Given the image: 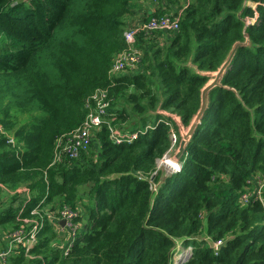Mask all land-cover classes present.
<instances>
[{
  "label": "trees",
  "instance_id": "16d2710c",
  "mask_svg": "<svg viewBox=\"0 0 264 264\" xmlns=\"http://www.w3.org/2000/svg\"><path fill=\"white\" fill-rule=\"evenodd\" d=\"M136 1L0 0V233L40 224L8 264H264V194L242 201L264 179V0H157L151 16L178 17V30L138 33L139 64L110 76ZM244 34L250 46L209 93L179 170L154 175L179 140L159 110L188 126L207 81L198 72ZM90 114L100 123L74 139ZM122 126L136 139L114 143ZM63 209L78 225L66 254ZM182 243L192 247L178 262Z\"/></svg>",
  "mask_w": 264,
  "mask_h": 264
},
{
  "label": "built area",
  "instance_id": "2783aa9c",
  "mask_svg": "<svg viewBox=\"0 0 264 264\" xmlns=\"http://www.w3.org/2000/svg\"><path fill=\"white\" fill-rule=\"evenodd\" d=\"M157 3V0H152ZM178 17H168L164 16L161 18H151L149 21L144 22L136 27L128 28L124 34V40L126 43V49L119 53L118 56L113 60L111 69H110V76H117L124 72H130L131 70H134L137 65L139 64L140 56L138 49L135 47V36L138 33H144L146 35L152 34L154 32H163V33H176L178 30ZM105 100V94L103 92H98L92 97V101L95 103L97 110L96 112L99 114H103V112L107 111V104L104 101ZM100 123V119L98 115L90 114L87 117V120L84 124V129L82 132V136L79 138L84 140V137L88 134L91 127H95ZM112 130V129H111ZM110 130V131H111ZM79 132V133H80ZM78 134V133H77ZM75 134V136L77 135ZM127 134V133H126ZM136 132L131 133L128 137H124L123 135L114 131H111V138L116 144H120L123 142L130 143L133 140L136 139L137 136H135ZM172 142H176V136L174 134L171 135ZM10 143H12V139L9 140ZM77 144V142H76ZM67 154L70 155V157H75V151H67ZM260 182V178L258 179ZM259 187V186H258ZM257 191V189H256ZM253 193V197L256 196V193ZM250 197V195H243L242 201L247 202L249 199L253 198ZM256 198V197H255ZM1 212V207H0ZM38 212H34L36 214ZM55 214H53L54 217ZM51 216V215H50ZM56 216V215H55ZM73 214L69 212L68 210H62L59 213V221H64V225H61L62 228L68 231L69 233V242L66 246V249L64 250L65 254L68 253L69 249L72 246V242L74 240V237L76 235L78 225L71 223V219L73 218ZM59 222V225H60ZM40 228V224L33 223L30 225V227H24L20 228L17 231L9 232L6 234L0 233V264H8L11 257L15 256L18 252V249H24V252L27 253L33 245L36 243V234L38 233ZM221 243H216L215 247L220 245ZM181 257L180 259H182Z\"/></svg>",
  "mask_w": 264,
  "mask_h": 264
},
{
  "label": "water",
  "instance_id": "95a60500",
  "mask_svg": "<svg viewBox=\"0 0 264 264\" xmlns=\"http://www.w3.org/2000/svg\"><path fill=\"white\" fill-rule=\"evenodd\" d=\"M245 26L249 24L248 20H243ZM245 37L244 42H236L234 43L232 49L230 50L229 54L226 56L225 60L221 63V65L212 72H198L202 76L207 78V81L203 85V87L200 90V96H199V108L192 118V120L189 122L188 126H183L180 118L176 115H171L170 113L167 112H158L159 114L164 115L167 118H170L178 128V133H179V140H178V145H177V150L176 153L172 159V161H177L182 154L184 153L185 147L190 141L192 135L194 134L197 126L200 124V121L207 109L208 106V96L209 93L214 90L217 87H221V80L229 68V65L231 63V60L234 57V54L236 50L240 47L244 46H250V41L247 39V35H243ZM60 225H64V221L60 222ZM229 241V239L225 240L223 243L218 245L216 248L220 249L222 246L226 245V243ZM179 262V261H178Z\"/></svg>",
  "mask_w": 264,
  "mask_h": 264
},
{
  "label": "rangeland",
  "instance_id": "374dc122",
  "mask_svg": "<svg viewBox=\"0 0 264 264\" xmlns=\"http://www.w3.org/2000/svg\"><path fill=\"white\" fill-rule=\"evenodd\" d=\"M185 1H187V0H183V2H185ZM160 112H167V113H170V112H168V111H163V110H159V113ZM171 115H176V114H173V113H170ZM136 116H138V115H136ZM164 116V115H163ZM165 117V116H164ZM126 126V125H125ZM125 126H122L121 128H119L118 129V131H121V132H123L125 135H123L124 137L126 136V137H128L130 134L129 133H127L126 134V127ZM125 127V128H124ZM129 128V127H128ZM127 128V129H128ZM129 130V129H128ZM125 131V132H124ZM135 136H138V133H136V134H134ZM172 135V134H171ZM82 136V132H80V133H78L76 136L74 135L73 136V138L74 139H79L80 137ZM110 137H111V133H110ZM81 140V142H85V139L84 140H82V139H80ZM173 140H172V138H171V144L172 145H175V143L174 142H172ZM114 142V141H113ZM127 143V142H126ZM82 144V143H81ZM178 145V144H177ZM177 145H175V147H173L172 148V151L167 155V156H164L163 158H161V159H159V160H157V162H156V171H155V173H154V175L156 174V173H160V174H162V176L163 177H168L169 175H171V174H173L174 173V171H175V169H173V165L175 164V163H177V161H172V159H173V157H174V155H175V153H176V150H177ZM179 163V162H178ZM172 164V165H171ZM257 176V175H256ZM255 176V177H256ZM259 178H261L260 177V175H259ZM152 187H153V189L155 188V186L154 185H152ZM18 189H21V187L19 188L18 187ZM15 191H13V192H11L10 191V193L11 194H13ZM6 193V192H5ZM256 193H258V194H256V199H259L260 201H263V194H264V179L262 178V180H261V184H260V186L257 188V191H256ZM248 195H250V197H253V193H249ZM5 198V197H4ZM3 198V195H1L0 196V201H6L5 199ZM54 214L56 215L57 214V209H55L54 210ZM60 222V221H59ZM65 224V223H64ZM57 238V240L59 241V243L61 244V245H64V247L66 248V246H67V244H68V242H69V239L70 238H67V241H66V237L64 238V237H56ZM54 240H56V239H54ZM180 248L179 249H177V252H179V254L176 256L177 258H176V260L175 261H179V259L181 258V257H185L186 256V254H188V253H190V251H191V247H192V245L191 244H187V243H182L180 246H179ZM217 249V248H216Z\"/></svg>",
  "mask_w": 264,
  "mask_h": 264
},
{
  "label": "crops",
  "instance_id": "0c3cea01",
  "mask_svg": "<svg viewBox=\"0 0 264 264\" xmlns=\"http://www.w3.org/2000/svg\"><path fill=\"white\" fill-rule=\"evenodd\" d=\"M132 5L131 13L124 19L127 29L149 21L153 18L151 15L159 8V3L152 0L136 1Z\"/></svg>",
  "mask_w": 264,
  "mask_h": 264
},
{
  "label": "clouds",
  "instance_id": "9594fccd",
  "mask_svg": "<svg viewBox=\"0 0 264 264\" xmlns=\"http://www.w3.org/2000/svg\"><path fill=\"white\" fill-rule=\"evenodd\" d=\"M249 21V20H248ZM252 23H254L253 21H251ZM173 169H176V171H178L179 170V166L177 165V163H175L174 165H173ZM176 171H174V173L176 172ZM180 260V259H179Z\"/></svg>",
  "mask_w": 264,
  "mask_h": 264
},
{
  "label": "bare ground",
  "instance_id": "6f19581e",
  "mask_svg": "<svg viewBox=\"0 0 264 264\" xmlns=\"http://www.w3.org/2000/svg\"><path fill=\"white\" fill-rule=\"evenodd\" d=\"M172 165V164H171ZM175 171H176V169H175Z\"/></svg>",
  "mask_w": 264,
  "mask_h": 264
}]
</instances>
